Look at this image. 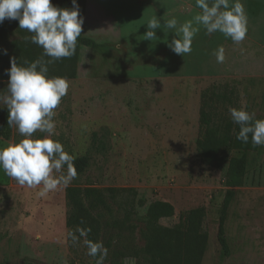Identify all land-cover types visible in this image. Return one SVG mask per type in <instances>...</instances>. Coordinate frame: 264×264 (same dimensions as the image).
<instances>
[{
  "label": "rangeland",
  "instance_id": "obj_1",
  "mask_svg": "<svg viewBox=\"0 0 264 264\" xmlns=\"http://www.w3.org/2000/svg\"><path fill=\"white\" fill-rule=\"evenodd\" d=\"M52 3L73 6L72 0ZM240 3L248 20L243 42L236 44L219 31L208 34L200 26L191 53L183 56L168 47L174 30L157 29L154 41L144 35L153 17L162 27L171 18L178 26L193 20L202 11L196 0L81 1V36L104 49L79 48L75 76L65 78L68 92L54 110L52 138L74 160L86 156L89 165L44 197L39 187L19 185L0 166V264H97L99 255L87 254L84 237L74 243L69 236L66 190L73 186L135 189L144 200L141 206L124 194L110 202L111 212H102L103 264H158L154 248L164 230L174 229L183 213L197 208L204 210L208 238L199 264H264V146L250 154L243 183L233 189L225 223L228 257L217 238L227 166H206L196 151L201 95L214 84L235 89L240 109L264 118V0ZM3 28L0 97L8 95L12 57L24 65L29 54L43 55L42 47L25 40L32 34L20 29L18 20L5 19ZM220 46L223 63L214 54ZM57 67V61L48 65ZM8 115L0 102V127ZM46 135L37 131L32 138ZM24 138L9 126L0 136V149ZM62 171L66 174L67 167ZM156 201L172 204L175 214L151 225L146 210Z\"/></svg>",
  "mask_w": 264,
  "mask_h": 264
},
{
  "label": "clouds",
  "instance_id": "obj_2",
  "mask_svg": "<svg viewBox=\"0 0 264 264\" xmlns=\"http://www.w3.org/2000/svg\"><path fill=\"white\" fill-rule=\"evenodd\" d=\"M72 5L71 8H60L52 0H0V24L5 19L18 20L19 28L32 34L25 40L30 39L31 43L43 48L41 58L30 63L24 61L27 66L12 57L11 67L6 70L9 76L8 95L0 97V102L8 108V125L15 126L19 134L26 138L0 149V166L19 185L39 187L38 195L41 197L60 186H67L77 177L74 157L64 150L61 142L52 138L55 134L54 110L67 94L69 84L65 78L48 76L49 64L71 57L76 52L84 18L80 15L77 0H72ZM196 5L201 13L179 26L176 18L165 20L163 27L159 19L151 18L147 23L145 39L157 40L156 30L160 28L174 30L175 37L168 47L183 56L191 53L193 38L200 26L208 34L219 31L236 44L245 40L248 20L240 0L234 3L231 0H196ZM3 54L7 55V49L3 50ZM214 54L218 63L225 61L223 46ZM229 114L240 128L237 140L248 143L251 134L253 147L264 146V120L256 119L254 112L243 108H230ZM37 131L47 135L33 139ZM65 166L66 174L62 171ZM77 231L81 237L87 234L82 229ZM69 236L74 243L78 242L75 234L70 232ZM85 244L87 254L92 257L99 255L97 264H103L107 256L103 244L90 240H85Z\"/></svg>",
  "mask_w": 264,
  "mask_h": 264
},
{
  "label": "trees",
  "instance_id": "obj_3",
  "mask_svg": "<svg viewBox=\"0 0 264 264\" xmlns=\"http://www.w3.org/2000/svg\"><path fill=\"white\" fill-rule=\"evenodd\" d=\"M81 1L77 0L79 6ZM3 38L4 28L3 24H0V43ZM80 47L99 51L104 49L103 45L94 40L80 36L75 54L57 60L59 67L49 68L48 76L73 78ZM38 58L37 55L29 54L26 61L30 63ZM0 61H2L1 58ZM230 108L240 109L239 96L235 89L221 84H214L207 88L201 95L199 136L196 141L197 155L204 165L219 170L227 166L225 185L228 190L219 212L217 237L223 257L230 255L229 244L225 237V223L235 197L233 189L243 183L248 171L250 154L258 152L260 149V146L253 147L251 134L248 143L236 139L240 128L239 125L233 123L229 114ZM255 118L264 120V118ZM2 123L0 136L4 135V130L9 127L8 116L3 117ZM232 153L236 154L232 155ZM88 165L89 159L86 156L74 160L77 175L85 172ZM124 194H128L127 196H131L134 200L138 196L135 189H100L93 186L67 188V227L70 232L81 237L77 230L82 229L87 233L86 236H83L84 240L101 243L102 212H111L110 202ZM137 202L141 206L144 205V200L141 198H137ZM174 214V206L162 201L151 203L146 210L147 221L151 225L158 223L161 219L171 218ZM204 217L205 213L202 208L192 209L181 215L177 227L164 230L163 236L154 248L158 264H199L206 250L208 239L207 234L203 232ZM115 264L119 263L115 262Z\"/></svg>",
  "mask_w": 264,
  "mask_h": 264
}]
</instances>
